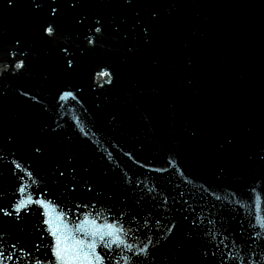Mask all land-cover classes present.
I'll use <instances>...</instances> for the list:
<instances>
[{"label": "water", "instance_id": "obj_1", "mask_svg": "<svg viewBox=\"0 0 264 264\" xmlns=\"http://www.w3.org/2000/svg\"><path fill=\"white\" fill-rule=\"evenodd\" d=\"M40 2L36 9L31 0H0V61L26 53L23 70L0 75V206L16 199L27 169L38 183L25 176V195L43 192L65 211L87 204L75 212L99 214V223L118 218L131 230L124 238L132 251L98 249L106 264H129L122 256L138 264H264L255 219L264 221V0ZM48 24L54 38L42 34ZM101 68L112 83L97 87ZM62 90L79 102L60 107ZM33 143L43 145L42 157ZM69 157L76 179L54 182L53 170ZM13 160L22 165L16 175ZM73 183L76 191H66ZM39 211L0 216V247L14 256L4 264H54L47 247L34 248L42 235L45 245L51 239ZM149 238L147 253L134 256ZM11 244L31 255L21 259Z\"/></svg>", "mask_w": 264, "mask_h": 264}, {"label": "snow or ice", "instance_id": "obj_2", "mask_svg": "<svg viewBox=\"0 0 264 264\" xmlns=\"http://www.w3.org/2000/svg\"><path fill=\"white\" fill-rule=\"evenodd\" d=\"M127 2V0H125ZM9 6H12L14 0H7ZM31 3L34 8L39 9L43 6L40 0H31ZM78 3V0H71L70 7H75ZM58 9L56 7L50 8V13L52 16H55ZM155 16V13H153ZM99 21L96 22L99 25ZM93 31L96 34L102 32V28L99 26L94 27ZM42 34L48 38H54L56 35V29L54 25L48 24L46 27L42 28ZM87 43L89 45H94V39L92 36L87 38ZM20 41L16 40L15 45L19 46ZM61 52L67 54L68 48L61 47ZM10 59L5 61H0V75H3L11 70L12 75H16L25 67L26 53L20 50H13L8 53ZM19 57V58H18ZM73 61L70 58L66 57V68L72 70ZM103 83H100V81ZM94 83L97 87H103L104 84L112 83V73L105 69L101 68L98 72L95 73ZM19 95L21 97L35 100V96L30 95L26 90L20 91ZM79 102L78 97L72 90H62L57 94V103L60 107L64 105L60 102ZM55 131V129H53ZM80 131H84L83 128ZM12 138L9 137V140ZM31 151L37 156L42 157L44 155V147L40 143H33L31 145ZM2 159V157H0ZM12 166L14 168L13 174L16 175L22 169V165L13 160ZM24 174L18 176L20 183L17 185L16 189V199L11 202L10 207L0 206V216L3 217H15L19 220L22 214L27 213L31 207L35 206L39 209V215L41 217L40 223L44 227L41 229L44 233L47 234L51 239L48 241L47 245L43 243L45 236H41V243L34 245V248L37 252L40 251L42 247H47L51 257L54 258V264H106V258L102 255L98 249L103 248L109 250V254L113 247L123 248L125 251H132L134 245L132 243H127L124 237L127 236L129 230H125L121 221L118 218H114L109 221L105 218L103 223H99V214L93 215L92 213H76L75 209H86L89 207L87 204L78 203L74 205L72 210L65 211L62 208H59L54 202L48 200L43 192L39 195H36L33 198L32 193L27 192L30 185L23 183L25 176L31 181L32 185L37 184V180L33 178V173L27 169H24ZM70 177V183L76 179L75 177V167L72 166V158H68V166L65 168H60L59 166L53 170L54 182H59L66 176ZM78 187L77 184H72L71 187L65 185L66 191L74 192ZM85 190L91 192L93 190L92 186L84 182ZM151 192L152 189H149ZM217 200L220 199L219 196L216 197ZM259 200V197L256 198ZM259 206V205H258ZM82 218H79L81 217ZM70 217H77V219H72ZM136 217L133 216L132 220L135 221ZM198 219V218H197ZM257 226L264 230V221L261 220L260 215L255 217ZM195 226L196 221H193ZM209 223H212L211 221ZM157 226L160 225V221H156ZM176 225L173 223L171 227L167 229V232L171 234ZM259 235V233H257ZM3 235L0 234V240H2ZM164 237H161L163 239ZM212 239H215V235L212 236ZM159 243V240L157 241ZM223 244L224 241L222 240ZM152 244L151 238L148 239V242L143 244L142 247H139L136 252L133 253L136 255H145L149 246ZM225 247L227 245L225 244ZM10 248L14 251L18 250L21 253V259L25 255H31L23 248L17 247V244H11ZM205 256L208 255L207 252L204 253ZM214 257L215 252L211 253ZM129 262V264H138L137 261H132L131 257H121ZM5 259L7 261H12L14 256L11 254L5 255V252L0 247V264H4ZM229 260H235L236 257H228ZM240 259H243L242 257ZM32 264H52L50 260H46L40 257H34ZM248 264H253L252 261H249Z\"/></svg>", "mask_w": 264, "mask_h": 264}]
</instances>
